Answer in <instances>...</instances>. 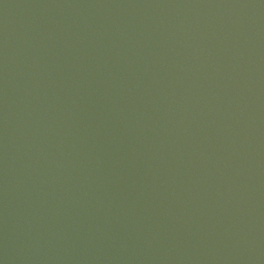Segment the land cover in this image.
<instances>
[{
	"label": "water",
	"instance_id": "1",
	"mask_svg": "<svg viewBox=\"0 0 264 264\" xmlns=\"http://www.w3.org/2000/svg\"><path fill=\"white\" fill-rule=\"evenodd\" d=\"M0 264H264V0H0Z\"/></svg>",
	"mask_w": 264,
	"mask_h": 264
}]
</instances>
